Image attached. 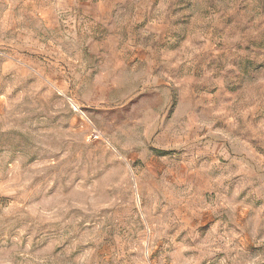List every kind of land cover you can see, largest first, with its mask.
<instances>
[{"label":"rangeland","instance_id":"374dc122","mask_svg":"<svg viewBox=\"0 0 264 264\" xmlns=\"http://www.w3.org/2000/svg\"><path fill=\"white\" fill-rule=\"evenodd\" d=\"M0 264H264V0H0Z\"/></svg>","mask_w":264,"mask_h":264}]
</instances>
